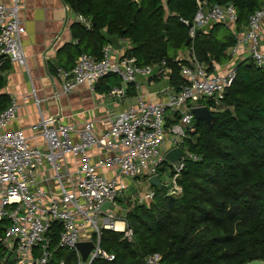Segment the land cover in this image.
<instances>
[{"label": "built area", "instance_id": "obj_1", "mask_svg": "<svg viewBox=\"0 0 264 264\" xmlns=\"http://www.w3.org/2000/svg\"><path fill=\"white\" fill-rule=\"evenodd\" d=\"M22 3L23 0H0V65L6 60L25 62L22 37L26 28L18 15ZM196 3L193 20L183 19L192 38L199 28L205 30L215 23L228 27L236 37L225 70L218 62L210 66L197 60L189 51L194 64L183 62L184 57L176 59L182 78L178 89L168 92L159 102L137 96L134 105L109 112L108 126L101 131L92 118L82 123H65L59 116L42 117L32 129L40 131L46 148L31 145L22 129H7L18 116L20 105L16 97L0 113V221H8L0 235L5 262L47 264L52 257L49 232L56 221L62 225L59 245L76 250L79 264H91L100 256L112 260L114 255L101 247L102 229L123 231L131 238L132 231L118 215L117 197L130 188L133 179L141 177L152 185L149 179L156 175L170 187L171 194L181 191L177 179L187 160L200 159L185 142L196 131L192 108L202 105L201 100L211 101L212 111L222 108L227 89L237 74L236 57L246 55L264 69V0L249 15L243 30L238 28L239 13L234 2ZM66 9L71 7L67 4ZM76 20L88 28L92 26L91 20L81 13H76ZM117 51L109 42L103 46L100 57L82 53L72 69L58 68L63 91L71 92L84 83L95 89L110 74L121 76L127 85L139 91L141 78L151 81L155 66L159 68L157 75L169 72L166 60L159 65H138L135 57ZM110 94L124 95L125 90L114 87ZM175 147L186 153L171 162L166 153ZM94 148L102 154L97 160L91 153ZM70 159L76 163L73 168ZM164 162L170 163L168 180L161 179L162 172L167 171L163 169ZM153 194L149 188L139 196V201L150 204ZM107 201L109 206L103 209ZM118 222L123 223L122 229ZM81 240H93L96 244L87 261H83L76 246ZM154 260L156 256L151 258Z\"/></svg>", "mask_w": 264, "mask_h": 264}, {"label": "trees", "instance_id": "obj_2", "mask_svg": "<svg viewBox=\"0 0 264 264\" xmlns=\"http://www.w3.org/2000/svg\"><path fill=\"white\" fill-rule=\"evenodd\" d=\"M64 1L92 22L91 28L78 21L71 25L76 45L69 46L74 49L69 59L74 64L82 53L100 57L109 37L117 36L127 43L124 54L135 57L138 65L166 60L171 83L178 89L180 51H191L210 66L232 58L227 51L236 37L223 24L209 25L187 42L189 26L183 19L193 20L196 0ZM213 1L234 2L239 29L263 3ZM9 104L10 98L0 95V113ZM199 104L212 107L208 100ZM213 113L214 124L195 120L196 131L185 141L200 159L187 160L177 179L181 191L171 194L165 183L150 185L154 191L150 204L137 199L124 207L131 238L123 231L103 228L101 247L114 258L96 257L91 264H264V69L251 58L237 61V74L222 109ZM163 166L166 170L170 163ZM7 222L0 221V235ZM61 230V223L54 222L47 264H79L76 250L59 245ZM4 257L0 241V264H13Z\"/></svg>", "mask_w": 264, "mask_h": 264}, {"label": "crops", "instance_id": "obj_3", "mask_svg": "<svg viewBox=\"0 0 264 264\" xmlns=\"http://www.w3.org/2000/svg\"><path fill=\"white\" fill-rule=\"evenodd\" d=\"M66 5L64 0H23L18 15L26 28L22 37L25 62L6 60L0 65V95L7 96L10 101L16 97L20 105L17 118L7 125V129H22L30 144L41 148L47 147L46 140L39 130L32 129V125L42 117L59 116L65 123H82L92 118L96 129L101 131L108 126L106 117L109 112H118L134 105L137 96L153 102L163 101L167 93L175 88L169 71L165 76L160 75L151 81L142 77L139 91L127 85L121 76L111 74L102 78L95 89L84 83L71 92H64L58 68L70 70L74 66L69 59L74 49L69 46L76 45L71 25L77 21L76 12L67 10ZM247 23L241 24L240 29L246 28ZM120 41L123 48L117 49L118 54L127 48V43ZM185 53L180 51L179 56L188 58L190 52ZM247 58L243 55L236 57V61ZM229 63H219L221 70H225ZM114 87L124 88L125 94H110ZM91 153L94 160L102 155L99 148H94ZM70 160L71 167H75L76 163ZM107 174L111 173L108 171ZM121 210H124L123 206Z\"/></svg>", "mask_w": 264, "mask_h": 264}, {"label": "water", "instance_id": "obj_4", "mask_svg": "<svg viewBox=\"0 0 264 264\" xmlns=\"http://www.w3.org/2000/svg\"><path fill=\"white\" fill-rule=\"evenodd\" d=\"M165 27H166V25H165ZM201 31H202V29L199 28L198 32H201ZM162 34L166 35V29L163 30ZM192 39L193 38L191 36H189L187 39V42H190ZM109 42L113 45V47L115 49H122L123 48V43L120 41L119 37H117V36H110ZM187 61L190 64H194L193 59L190 57L187 58ZM158 70H159V68L157 66H155L153 68V70H152L153 76H156L158 74ZM192 111L195 115L196 120L203 119L207 123L208 126H212L214 124L215 120L217 119V115L215 113H213L212 109L206 104L195 105L192 108ZM185 153H186V151L183 148L175 147V148L170 149L166 153V159L171 161V162H175V161L180 160L182 158V156L185 155ZM149 181L154 186L161 185V180L156 175L151 176ZM108 206H109V202L107 201L103 204L102 208L106 209V208H108ZM76 246L82 255L83 261H87L91 250L96 247V244L93 240H81L77 243ZM9 255H10V252H9Z\"/></svg>", "mask_w": 264, "mask_h": 264}, {"label": "rangeland", "instance_id": "obj_5", "mask_svg": "<svg viewBox=\"0 0 264 264\" xmlns=\"http://www.w3.org/2000/svg\"><path fill=\"white\" fill-rule=\"evenodd\" d=\"M188 52L189 51H186L185 54H188ZM166 170L167 171H163L161 174V179L163 180H168L170 178L169 168ZM149 186L150 185L147 184L145 179L141 177H138L137 179H133V181L131 182L130 188L124 194H120L117 197V203L119 204L120 207L123 206V208L128 206V204L130 203L133 204L135 200L139 199V196L141 194H144L148 191V189L150 188ZM129 195H132V196L128 197ZM122 213L123 214L125 213V209L123 211L121 210L120 212H118V215L123 218V216L121 215Z\"/></svg>", "mask_w": 264, "mask_h": 264}, {"label": "bare ground", "instance_id": "obj_6", "mask_svg": "<svg viewBox=\"0 0 264 264\" xmlns=\"http://www.w3.org/2000/svg\"><path fill=\"white\" fill-rule=\"evenodd\" d=\"M118 224H119V229H122L123 224L121 222H118Z\"/></svg>", "mask_w": 264, "mask_h": 264}]
</instances>
